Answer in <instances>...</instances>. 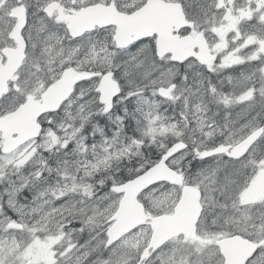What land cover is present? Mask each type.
I'll return each instance as SVG.
<instances>
[{"label":"snow or ice","instance_id":"obj_1","mask_svg":"<svg viewBox=\"0 0 264 264\" xmlns=\"http://www.w3.org/2000/svg\"><path fill=\"white\" fill-rule=\"evenodd\" d=\"M0 264H264V0H0Z\"/></svg>","mask_w":264,"mask_h":264}]
</instances>
